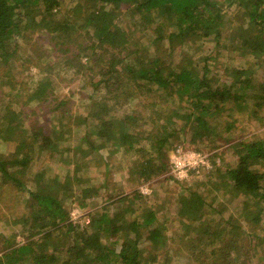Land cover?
<instances>
[{"label": "trees", "instance_id": "1", "mask_svg": "<svg viewBox=\"0 0 264 264\" xmlns=\"http://www.w3.org/2000/svg\"><path fill=\"white\" fill-rule=\"evenodd\" d=\"M35 35L43 57L59 58L91 88L80 113L55 95L53 61L32 88L14 80ZM197 41L240 63H196ZM263 66L264 0H0V80L10 76L3 83L20 93L0 94V146L10 147L0 152V195L15 191L14 203H25L0 215V226L15 228L0 229V264H172L174 250L186 264H264ZM121 100L129 106L118 116L110 106ZM136 100L164 111L138 117L129 108ZM255 122L261 134L243 137ZM205 144H227L234 163L212 159L203 177L171 195L172 232L138 189L113 198L100 191L108 177L89 184L91 166L99 171L116 157L128 159V182L149 183L172 171L168 152L205 153ZM97 197L110 201L89 223L69 220L66 203L84 208ZM227 199L238 201L233 213Z\"/></svg>", "mask_w": 264, "mask_h": 264}, {"label": "rangeland", "instance_id": "2", "mask_svg": "<svg viewBox=\"0 0 264 264\" xmlns=\"http://www.w3.org/2000/svg\"><path fill=\"white\" fill-rule=\"evenodd\" d=\"M28 43H25V48L23 51V54L25 56H27L28 60L24 61V66L22 69V72H18L17 69L11 70V74L13 76L16 77V79L14 80H20L22 79L24 83L28 84L31 88L34 87L35 82L38 80L37 75H41L40 74V69H45V63L46 60H51L53 61L54 67L52 69V77H56L55 79H57L58 81V85L56 87L55 90V95L57 96L58 99H65L67 100L66 103V107H72L73 113H80V110H84V107H86V103L88 102V98L84 97V93L87 94V96H89L91 93V88L85 87L82 88V83L81 80H79L78 82H76L75 79H71L72 78V71H66L64 69V67L59 64L60 60L59 58H55V59H49L51 57L52 54H48L47 56H42L41 55V49H39V40L37 39V35H35V37L32 40H28ZM200 43L199 45V41H197L195 43V48L198 45L199 49H198V53H197V59L194 60L196 63L200 64L201 61H203L204 59L211 57L212 59H209L208 62L210 63L211 67L215 68V67H220L222 64L226 63L227 61H230L229 63L233 64V65H237L240 63V58L238 56H233L232 60L229 59V57H227L229 54L226 52H213V47L211 43ZM43 48V47H42ZM194 48V49H195ZM187 49V48H186ZM190 54H189V52ZM186 51L183 50H176L177 52L175 53V60L177 61L180 58V54L181 53H186L189 56L191 55V53L194 51L191 47L189 49H187ZM49 51V50H48ZM212 51V52H210ZM27 53V55H26ZM51 53V52H49ZM23 55V56H24ZM40 55V56H39ZM33 56V57H32ZM213 63V65H212ZM264 67V66H263ZM216 69V68H215ZM20 70V69H19ZM44 71V70H42ZM216 72V71H215ZM263 76L264 75V69H260L258 70V76ZM10 79V76H6L4 75L3 77H1L2 80V84H0V94L1 97H3L4 94H8L10 93V98H15L20 96L19 90L18 92H15L16 90L8 83H3L4 81H8L7 79ZM60 83V84H59ZM97 94H92V97L97 96ZM22 100L24 101V99L22 98ZM133 101V99H132ZM126 101L121 100L120 103L114 104V102H112V106L110 107H115V111H116V115H120L121 110L123 111V109H126V106H129ZM133 103V102H132ZM145 103H147V101H138L136 100L133 104V107H129L130 110L134 109L135 111V115L140 117L143 114H146L148 112H152V114L154 115V113L157 111V113L161 114L164 111V107L162 106L161 102H156L155 105L153 107H149V108H144ZM0 107H2V104L0 103ZM152 115V117H154ZM141 120V119H140ZM138 123H140V126L145 129V130H150L153 127V122H151L149 124V122H143L142 121H138ZM246 127V126H245ZM261 126L260 124H257L255 122V124L253 126H251L250 128L246 127L245 131L246 132H242L243 137H257L258 135L261 134ZM63 145L65 146L66 143H63ZM206 145V144H205ZM210 144H207L206 147L209 149H206V151L204 154H206V158L208 159V161H212L215 160L216 162H220V157H222L223 161H227L228 163H234L233 158L234 156L231 153V149L227 146V144H222L220 147H218V149H216V151H212L210 150L211 148L209 147ZM10 147H7L6 145H1L0 146V152L1 153H7V151H9ZM176 150V149H175ZM175 150L174 152L170 151L167 153V159H172V157L175 154ZM210 150V151H209ZM184 151H189L188 153H192L194 150H184ZM215 153L216 156L215 157H211V154ZM116 157V156H114ZM127 157V156H126ZM129 157V156H128ZM116 159V160H114ZM114 159H110L108 166H105L101 169H99V171H96V167L91 166L90 168V173L87 175L88 177H90L92 180L89 184L93 185L94 187L97 188V185H99L106 177H108L109 180V189H105V188H100L101 193H104V197H110L112 196L113 198L117 195L120 194L121 192L126 193H131L134 189H138L139 191H141L144 195L148 196L147 198V204H155L156 205V217H158L159 220H164L166 223V227L168 228V230H170V232H172V218H173V210H174V206L171 204L169 198L171 199V195H174L180 191H182L185 186H186V182L188 181V184L191 181H194L197 179L196 175L198 177H203L200 173H197L196 171L194 172L195 175L189 174L187 176V179H179L176 178L173 174V172H166L163 173L161 176L157 177L156 179L149 181V183H139L136 184L134 182H128L126 180V166H127V161L128 159H122L119 160L117 157ZM106 162L103 161L102 164H105ZM209 163V162H208ZM125 164V165H124ZM210 167H212V164L210 163ZM173 175V177H175L177 180H179L180 182H176L175 180H173L170 176ZM100 187V186H99ZM98 187V188H99ZM10 192V191H9ZM15 197H16V192L13 191L12 193L6 192L5 194H1L0 195V199L5 200L6 204H12L11 205V210L7 209L4 205V203L1 201L0 204V215L4 214L5 216L10 215L12 211L16 212L19 210H25V203H14L15 202ZM224 197H222L220 199V201H224ZM107 201H110L109 199ZM107 201L102 200L100 197H97L94 200H88L86 201L87 205H85L84 208H80L79 206H74L77 205L76 203H74V205H69L66 203V207L68 206L69 208V220L73 221L75 224H87L89 223L90 217L97 211L100 210V207H103L105 203H107ZM105 202V203H104ZM237 203L238 201L233 199L232 201H229L228 199L225 201V205L226 207H228L229 209V213H233L232 211H234L237 208ZM21 212V211H20ZM91 215V216H90ZM5 218V217H4ZM212 218V220H210ZM214 218V219H213ZM218 218V216H211L209 217V220L213 223V221L215 222L216 219ZM3 222L0 219V223ZM3 224V223H2ZM242 224V222H241ZM5 224H3V226H0V229L3 228V230L6 232V229H8L10 232L15 231V228L11 225H9V227H5ZM248 232H250V230H247ZM253 232V231H252ZM21 237H17V240H19ZM251 247H253V244H250ZM262 245V244H261ZM260 245V248H261ZM173 247V246H172ZM174 252L176 253V255L172 257L171 259V263L172 264H186V258L183 256V254H180L179 252H177L176 250H174ZM243 257V256H242ZM244 258V259H243ZM240 258L238 263H249V264H260L257 263V257L252 258L251 260H245V257ZM241 263V264H242Z\"/></svg>", "mask_w": 264, "mask_h": 264}, {"label": "built area", "instance_id": "3", "mask_svg": "<svg viewBox=\"0 0 264 264\" xmlns=\"http://www.w3.org/2000/svg\"><path fill=\"white\" fill-rule=\"evenodd\" d=\"M188 152L177 148L171 159V169L176 178L187 179L191 171L201 173L203 170L211 168V162L206 158V154L197 151Z\"/></svg>", "mask_w": 264, "mask_h": 264}]
</instances>
